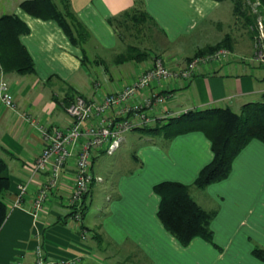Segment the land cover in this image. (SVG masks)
Listing matches in <instances>:
<instances>
[{
  "label": "crops",
  "instance_id": "0c3cea01",
  "mask_svg": "<svg viewBox=\"0 0 264 264\" xmlns=\"http://www.w3.org/2000/svg\"><path fill=\"white\" fill-rule=\"evenodd\" d=\"M20 1L0 0V16L14 14L27 27L19 41L33 64L29 74H0L14 103V109L0 104V157L10 181L7 214L0 227V264L16 260L32 264L36 244L44 258L77 257L76 264H264L250 254L254 246L264 250V145L257 140L249 141L233 158L226 178L199 189L207 206L203 209L213 213L209 227L214 245L197 237L186 246L178 244L157 220L158 196L151 190L163 180L186 184L190 190L198 170L212 157L208 139L197 131L163 137L133 129L111 154L92 150L90 168L100 180L91 183L83 199L85 240H80L78 226L69 220L64 204L71 185V160L61 169L58 184L47 193L37 218L27 209L43 179L40 174L31 178L20 205L10 207L16 185L29 177L42 146L38 130L22 115L64 129L70 123L64 112L69 98L79 94L97 100L114 92L147 69L154 55L171 68L208 44V37L217 36L215 42L227 33L232 39L231 58L198 66L189 80L169 84L164 103L151 111L155 118L187 109L228 106L237 110L258 100L264 92V62L253 59L247 46L239 47L243 34L233 24L237 21L231 2L137 0L154 25L149 21L138 25L141 34L136 38L140 39L130 44L147 50L149 57L115 64L113 56L126 44L122 46L108 19L136 0H68L88 32L82 45L88 59L84 66L79 49L57 24L26 14L18 7Z\"/></svg>",
  "mask_w": 264,
  "mask_h": 264
},
{
  "label": "trees",
  "instance_id": "16d2710c",
  "mask_svg": "<svg viewBox=\"0 0 264 264\" xmlns=\"http://www.w3.org/2000/svg\"><path fill=\"white\" fill-rule=\"evenodd\" d=\"M214 1L221 2L224 0ZM229 1L234 19L241 20L245 28L249 26L254 31L256 29L255 17L249 14L247 8L249 4L245 1L256 2V7L259 9L258 16L264 25V0ZM18 7L34 18L54 21L71 45L79 49L81 64L87 65L88 59L84 54L82 45L88 37V32L70 9L68 0H22ZM127 21L135 27L144 25L148 21L154 25V21L141 9L137 0L129 9L124 10L117 17L108 19V23L114 29L119 27L127 29ZM26 32L27 27L16 15L3 14L0 16V74L24 75L32 73V60L19 41V36ZM118 37L122 39L119 34ZM218 48H226L229 51L232 49V39L229 34L226 33L215 42L196 49L192 56L210 53ZM147 57H149V52L144 48L126 44L122 52L113 56L112 62L119 64ZM91 82L92 84L95 83L92 78ZM71 99L72 97L67 103ZM135 130L143 135H161L163 137H171L190 131L202 133L209 141L212 157L198 170L191 183V186L202 189L210 183L226 178L233 158L249 141L257 140L264 145V92L258 100L240 105L237 112L228 106L187 109L177 115L155 118L153 123L135 128ZM9 184L6 164L0 157V227L7 214L5 195ZM151 190L158 196L155 216L164 230L178 244L186 246L191 239L197 237L214 245L212 231L209 227L213 213L201 208L193 200L189 194L188 185L163 180L154 183ZM87 192L82 195L80 201L81 216L87 208L83 201ZM69 214L70 212L68 216ZM250 254L264 263V250L262 248L252 247Z\"/></svg>",
  "mask_w": 264,
  "mask_h": 264
},
{
  "label": "built area",
  "instance_id": "2783aa9c",
  "mask_svg": "<svg viewBox=\"0 0 264 264\" xmlns=\"http://www.w3.org/2000/svg\"><path fill=\"white\" fill-rule=\"evenodd\" d=\"M231 56L228 49L218 48L210 53L192 56L183 64L171 68L160 56L153 57L147 69L114 92L103 94L97 100L75 94L64 106V112L70 120L64 129L49 128L22 115L23 120L38 130L42 146L33 159L29 177L16 185L10 207L20 205L31 178L40 174L43 179L37 184L27 209L32 218H37L47 193L58 184L61 169L71 160V185L64 204L69 208V220L78 226L80 240H85L88 231L81 224L80 201L91 183L100 180L90 168L91 151L100 150L104 154H111L122 142L126 132L153 123L155 117L151 111L164 103L170 83L189 80L198 66L217 64ZM0 104L14 109L12 93L1 76ZM177 114L165 112L163 117ZM77 261V257L48 260L42 255L39 244L33 249L32 264H76ZM14 264L23 263L16 260Z\"/></svg>",
  "mask_w": 264,
  "mask_h": 264
},
{
  "label": "rangeland",
  "instance_id": "374dc122",
  "mask_svg": "<svg viewBox=\"0 0 264 264\" xmlns=\"http://www.w3.org/2000/svg\"><path fill=\"white\" fill-rule=\"evenodd\" d=\"M245 2L249 4L247 7L249 14H252L255 17L254 21H256L255 23L256 29L254 31V29L250 28L249 26L245 28L241 20H236L237 22L233 23V24H236V27L239 26V28L242 29L241 31L243 35L240 36V40H239L240 46L239 47H242L244 49L247 46V48L249 49L250 56L253 59L260 61V62H264V25L261 23L260 16H258L259 9L258 7H256V2H250V3L248 1H245ZM127 25H128L127 29H123L121 27L115 29L118 32V34L122 37L121 39L122 46L123 44H130L132 42L136 43V41L140 39V38H136V36L141 34V31H139L138 33V30H137L138 27L131 25L128 21H127ZM214 34L216 33L214 32ZM215 37L217 36H214V38L208 37L205 41H208V43H212ZM195 43L196 42L192 43L189 46V48L186 49V51H189L190 49H192ZM197 45L201 46L203 44L197 43ZM121 49L119 51L123 50ZM233 111L237 112L238 109L237 110L234 109ZM129 143L130 141L129 142L127 141V144ZM121 154H122V151H120L119 157L121 156ZM121 169H123L122 164H121ZM189 188H190L189 191H190V194L193 200H195L200 205L201 208H206L207 207L205 204L206 202L205 200L203 201L201 198L202 191L193 186Z\"/></svg>",
  "mask_w": 264,
  "mask_h": 264
}]
</instances>
